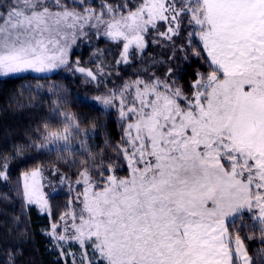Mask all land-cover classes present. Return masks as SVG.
<instances>
[{
  "label": "snow or ice",
  "instance_id": "snow-or-ice-1",
  "mask_svg": "<svg viewBox=\"0 0 264 264\" xmlns=\"http://www.w3.org/2000/svg\"><path fill=\"white\" fill-rule=\"evenodd\" d=\"M184 25L188 48L181 50L203 55L210 69L197 74L188 93L153 73L93 101L81 98L117 109L124 135L115 157L69 147V129L77 130L70 124L63 134H45L57 151L84 156L76 180L83 186L79 212L73 209L70 224L61 217L63 233L53 225L49 234L57 264H77L60 243L67 241L81 248L78 264H254L228 218L247 214L264 245V0H139L135 6L102 0L99 11L87 0H5L0 72L72 67L71 46L88 29L124 41L116 63L127 62L129 46L143 54L150 32L158 43L156 36L171 40ZM74 70L86 71L78 64ZM87 75L96 79L91 70ZM121 159L129 172L124 178L115 174ZM66 163L77 167L75 159ZM7 166V160L0 165L4 180ZM23 197L26 204L41 202L28 185ZM4 264H15V256Z\"/></svg>",
  "mask_w": 264,
  "mask_h": 264
},
{
  "label": "trees",
  "instance_id": "trees-1",
  "mask_svg": "<svg viewBox=\"0 0 264 264\" xmlns=\"http://www.w3.org/2000/svg\"><path fill=\"white\" fill-rule=\"evenodd\" d=\"M110 2L115 4L122 0ZM4 3L5 0H0V5ZM87 3L99 11L102 0H87ZM128 3L135 6L139 0H128ZM186 30L187 25H184L180 35L171 40L156 36L158 43L151 42L155 34L150 32L143 54L134 52L128 63L117 64L123 42H115L88 29V35L81 36L72 49V67L66 66L51 75L25 73L0 77V165L5 160L8 164V179L0 178V264L12 255L15 264H57L61 260L48 232L52 223L68 212L71 193L63 188L51 196V217L42 215L37 207L25 203L23 177L46 167L57 168L67 179L75 181L84 156L57 151L54 147L40 148L41 142L48 141L45 134H63L65 125L70 124L79 134L69 129V147L90 148L94 154H99L98 159L115 157V147L121 144L124 135L117 109L103 108L99 102L85 104L81 98L93 101L97 95L119 90L124 83H132L138 77L148 79L153 73L175 81L177 87L188 93L197 74L206 75L210 69L203 55L197 57L191 51L181 50L182 46L188 48ZM195 43L199 46L198 41ZM77 64L91 70L96 79L75 71ZM169 68L171 76L166 77ZM65 115L71 119L66 121ZM59 146L63 148L64 143ZM73 159L77 162L75 168L66 163ZM115 174L119 177L128 174L127 164L122 159ZM228 228L230 232L240 231L254 264H261L264 245L259 231L250 230L253 224L247 214L243 219L237 217L231 221Z\"/></svg>",
  "mask_w": 264,
  "mask_h": 264
},
{
  "label": "rangeland",
  "instance_id": "rangeland-1",
  "mask_svg": "<svg viewBox=\"0 0 264 264\" xmlns=\"http://www.w3.org/2000/svg\"><path fill=\"white\" fill-rule=\"evenodd\" d=\"M91 32H96L97 33V30L96 29H91ZM97 35L106 37L103 34V30H101L99 33H97ZM106 38H108V37H106ZM78 39L72 44L71 53H72V49L76 45ZM109 39H111V38H109ZM121 42L124 43V41H121ZM147 46H148V44H147ZM146 49H147V47H146ZM134 52H137V53L141 54L139 52V50L136 48L135 44H132V45L129 46V51H128V54H127V62H123L122 61V63H128L131 60ZM120 60H122V56H121ZM64 67H66V66H61L60 68H58V69H56L54 71H51V72H47V73H35V72H32L31 70H29V71H26L24 73H19V74L33 73V74H37V75H51V74L55 73L56 71H58V70H60V69H62ZM87 71L88 70L83 72V74H87ZM19 74H4V73L0 72V77L19 75ZM169 83H172V82L169 81ZM175 86H176V83H175ZM119 90L113 89V90H108L107 92H109V91L118 92ZM58 143L60 145L61 143H63V141L61 140ZM44 144L47 145V147H45V148H53V145L51 143H49V141H46ZM57 170H58L57 168L42 167V168L36 170V171L39 172V175L36 176L35 178H33V176H32V173L34 171L30 172L28 174H25L24 177H23V187L25 188V185H28L30 193H31L32 189L35 188V194H36V196L39 198V200L41 202L33 203V204H29V205L37 207L39 212L42 215H48L50 217H51V214H52L51 213L50 201H49L50 197L53 196V195H56L63 188H68L69 192L71 193V195L68 196L69 197V200H68V202H69V210H68V212H66L62 216L66 217L68 219L69 224H70V223H72L71 214H72L73 209H75L77 212H79V208H80V205L76 202V197L78 195L77 189L79 188V193H82L83 192V186L82 185L78 186L76 184V180L75 181H70L69 179H67L63 174H61ZM53 173H56V174L54 175ZM128 175H129V172H128L127 175H125V176H123L121 178L127 177ZM61 177H64L63 182L61 181ZM53 225L57 226V228H56L57 232L63 233L64 221H62L61 218H60V220L55 221L54 223H52L51 229L48 232V236L50 238H51V236L49 234L52 232ZM52 240H53L54 244L56 245L57 242L54 239H52ZM60 243L63 244V246L65 248V251H71V252L75 253V258H76L77 264H78L80 256H81V248H80V246L76 245L74 242H71V241L60 242ZM89 254H90V250H89ZM68 259L71 261L72 257H68Z\"/></svg>",
  "mask_w": 264,
  "mask_h": 264
},
{
  "label": "crops",
  "instance_id": "crops-1",
  "mask_svg": "<svg viewBox=\"0 0 264 264\" xmlns=\"http://www.w3.org/2000/svg\"><path fill=\"white\" fill-rule=\"evenodd\" d=\"M237 217H238V216H237ZM235 218H236V217H229V218H228V224H229L231 221H233Z\"/></svg>",
  "mask_w": 264,
  "mask_h": 264
}]
</instances>
